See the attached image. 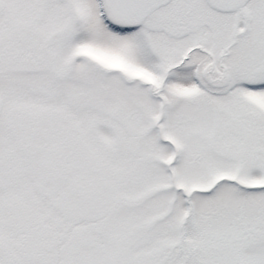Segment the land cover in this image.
<instances>
[{"label": "snow or ice", "instance_id": "6c2138e0", "mask_svg": "<svg viewBox=\"0 0 264 264\" xmlns=\"http://www.w3.org/2000/svg\"><path fill=\"white\" fill-rule=\"evenodd\" d=\"M0 264H264V0H0Z\"/></svg>", "mask_w": 264, "mask_h": 264}]
</instances>
